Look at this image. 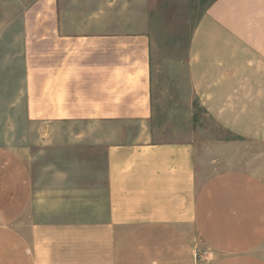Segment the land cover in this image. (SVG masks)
Segmentation results:
<instances>
[{
	"label": "crops",
	"instance_id": "obj_1",
	"mask_svg": "<svg viewBox=\"0 0 264 264\" xmlns=\"http://www.w3.org/2000/svg\"><path fill=\"white\" fill-rule=\"evenodd\" d=\"M76 23L57 0L22 13L27 121L144 131L102 148L87 131L91 146L46 148L56 157L38 181L0 148V264H264V170L242 164L235 145L264 146V0L212 1L181 61L155 34L113 31L102 11L88 29ZM181 85L232 137L210 164L191 132L147 136L168 108L191 110Z\"/></svg>",
	"mask_w": 264,
	"mask_h": 264
},
{
	"label": "rangeland",
	"instance_id": "obj_2",
	"mask_svg": "<svg viewBox=\"0 0 264 264\" xmlns=\"http://www.w3.org/2000/svg\"><path fill=\"white\" fill-rule=\"evenodd\" d=\"M35 1L37 0H0V148L11 149L25 159L31 165L34 179L38 181L41 165L46 167L56 157L47 153L46 148L91 146L89 139L83 136L87 131H95L99 135L95 147L102 148L108 142L127 143L136 140L143 129L136 123L43 124L27 121L23 94L22 13ZM212 1L214 0H57V3L64 18L77 22L76 26L71 27L73 30L88 29L87 19L98 16L102 11L111 20L113 31L143 30L155 34L161 40V51L167 52V41H170L172 53L177 61H181L197 20ZM117 24L120 26H115ZM180 93L187 103V87L181 85ZM189 99L191 110L183 105L168 108L165 116H160L161 121L149 126L147 136L151 135L152 141H171L191 132V140L198 147L208 148L210 164L222 157H217L216 154H225L228 150L218 149L216 153V146L229 142L232 137L205 115L193 95ZM77 133L84 134L77 138ZM235 145L245 159L242 164L250 159L253 162L248 164L252 165V169L264 170V146L242 141ZM209 168L213 169L214 166ZM193 237L197 241V237Z\"/></svg>",
	"mask_w": 264,
	"mask_h": 264
}]
</instances>
